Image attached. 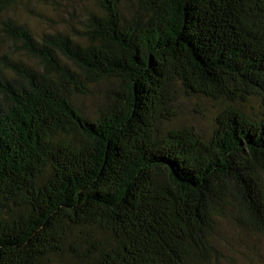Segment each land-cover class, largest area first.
<instances>
[{
  "label": "trees",
  "instance_id": "16d2710c",
  "mask_svg": "<svg viewBox=\"0 0 264 264\" xmlns=\"http://www.w3.org/2000/svg\"><path fill=\"white\" fill-rule=\"evenodd\" d=\"M93 1L70 33L0 22V264H202L224 219L264 239V0Z\"/></svg>",
  "mask_w": 264,
  "mask_h": 264
},
{
  "label": "rangeland",
  "instance_id": "374dc122",
  "mask_svg": "<svg viewBox=\"0 0 264 264\" xmlns=\"http://www.w3.org/2000/svg\"><path fill=\"white\" fill-rule=\"evenodd\" d=\"M1 7L0 3V22L14 18L26 23L37 37L58 30L69 33L79 30L84 18L97 10L93 0H28L7 9ZM9 50L14 48L0 33V55ZM100 90L96 89L93 96L85 100V110L91 117L96 110ZM214 107V104L204 100H181L176 122L208 133L216 112ZM214 237L215 254L202 264H264V239L260 235L224 219L219 222Z\"/></svg>",
  "mask_w": 264,
  "mask_h": 264
}]
</instances>
